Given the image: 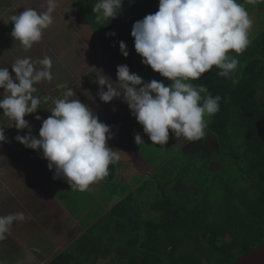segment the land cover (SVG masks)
I'll list each match as a JSON object with an SVG mask.
<instances>
[{
	"label": "clouds",
	"instance_id": "obj_1",
	"mask_svg": "<svg viewBox=\"0 0 264 264\" xmlns=\"http://www.w3.org/2000/svg\"><path fill=\"white\" fill-rule=\"evenodd\" d=\"M122 4L123 0H97L93 6L97 23L115 19ZM46 5L43 12L25 8L11 17V36L25 51L39 43L43 32L53 24L58 2L46 0ZM251 27L249 13L238 0H159L158 11L137 21L131 36L142 63L170 80L171 85L157 80L145 83L127 65H121L117 68V83L102 73L97 76L99 98L109 103L123 97L152 145H166L170 130L177 140L199 141L205 136L206 117L220 110L221 97L211 96L202 84L193 82L213 67L220 77L232 78L239 60L229 53L238 56L247 49ZM119 48L127 57L124 42ZM51 68L52 60L47 56L35 61L30 57L17 59L12 63L14 80L6 67H0V89H4L0 110L17 130L29 129L25 116L36 113L42 102L51 99L34 95V85L52 81ZM65 96L73 97L74 93L68 89ZM50 113L42 122L38 138L29 131L15 139L27 148L42 150L49 170H54V179H64L71 191L84 192L106 177L109 166L119 160L118 151L107 144L112 138L110 128L78 99H55ZM5 139L0 127V143ZM135 143L144 144L139 134ZM25 219L23 212L0 216V241L6 239L15 222L23 223Z\"/></svg>",
	"mask_w": 264,
	"mask_h": 264
},
{
	"label": "crops",
	"instance_id": "obj_2",
	"mask_svg": "<svg viewBox=\"0 0 264 264\" xmlns=\"http://www.w3.org/2000/svg\"><path fill=\"white\" fill-rule=\"evenodd\" d=\"M57 2L58 7L52 14L53 24L43 32L42 40L28 51L12 38L14 25L11 19L0 26V67H6L15 80L12 71L15 60L30 57L35 61L47 56L52 60L53 76L51 82L34 85L37 88L35 96L47 95L51 99L47 103L42 102L36 113L25 116L29 129L17 130L14 122L3 116V110H0V127H3L6 137L0 143V216L23 212L26 218L23 223L15 222L6 239L0 241V264H51L67 252L80 259L79 239L115 205L136 193L152 175L168 168L176 169L178 162L176 166L172 160L187 143L185 139L177 140L170 130L166 145H152L143 127L123 102V97L109 103L99 98L97 76L103 74L117 83V68L121 65H127L130 72L137 74L145 83L157 80L165 86L171 85L167 78L144 65L142 57L136 53L131 36L136 17L130 19V14L121 9L118 16L108 22V33L114 35H106V40L97 35L82 10L75 8L73 0ZM138 3L142 4L141 0ZM158 6H155V11H158ZM12 7V0H3L0 17L8 14ZM46 7V0H39L33 9L40 13ZM90 9L93 12V7ZM136 11L138 19L142 20V8ZM92 16L95 23L104 28L107 21L100 24L94 13ZM121 41L126 45L127 57L120 51ZM2 44L7 50L1 53ZM68 89L74 93L71 99H78L89 107L99 121L110 128L112 138L107 144L119 155V160L109 166V174L84 192L71 191L64 179H54V170H49L42 150L27 148L15 139L18 135H28L29 131L38 138L43 120L51 115L54 100L69 99L65 96ZM3 95L4 89H0V99ZM36 116L41 119L37 120ZM136 134L142 137L144 144L135 143ZM115 222L110 236L114 235ZM85 255V264L117 262V255L113 252L98 257L87 251Z\"/></svg>",
	"mask_w": 264,
	"mask_h": 264
},
{
	"label": "trees",
	"instance_id": "obj_3",
	"mask_svg": "<svg viewBox=\"0 0 264 264\" xmlns=\"http://www.w3.org/2000/svg\"><path fill=\"white\" fill-rule=\"evenodd\" d=\"M74 6L109 35L110 20L103 28L84 3ZM229 55L244 66L232 78L213 67L196 84L221 97L220 110L182 149L171 179L152 175L79 239L80 259L67 252L51 264H85L87 251L113 252L116 264H233L264 245V34Z\"/></svg>",
	"mask_w": 264,
	"mask_h": 264
},
{
	"label": "rangeland",
	"instance_id": "obj_4",
	"mask_svg": "<svg viewBox=\"0 0 264 264\" xmlns=\"http://www.w3.org/2000/svg\"><path fill=\"white\" fill-rule=\"evenodd\" d=\"M39 0H12L13 3V7L10 9V11L8 12V14L5 13L4 16L0 17V26L1 23L3 22H8L11 19V16L13 15H18L21 14L24 9L27 6H31V8H33L35 2H38ZM141 3H138V0H123V4L121 6V9H124V13H128L129 18L132 19L134 18V16L136 17L134 21H140L138 19L137 16V11L142 8V12L144 17L149 15V14H154L156 11V5H159V0H141ZM239 3L243 4V6L245 7V9L248 11L249 13V17L252 20V27L249 30V40L250 42H252L253 40H255L260 34H264V0H238ZM3 3V0H0V4ZM85 4V8L87 9V12L90 14H93V12H91L90 9V5L88 3V0H73V4H75L76 6H79L82 8V6H80L81 4ZM126 4L128 5V8H126ZM138 4V6L136 7V5ZM130 7H136L135 10L134 9H130L128 10ZM76 8V7H75ZM78 8V7H77ZM133 28V26H132ZM67 37V36H66ZM108 37V36H107ZM105 37L106 40H108V38ZM66 39V38H65ZM66 41V40H65ZM2 50H7V47L5 44H2V48H1V53ZM25 57L28 56L27 53L24 52ZM2 58H0L1 61ZM244 66L243 63H240V65L238 66V68H242ZM170 84L172 83L169 80ZM69 99H71L70 97H68ZM207 123L210 122L211 118L206 117ZM190 141H187L186 145L189 143ZM159 155H162V153H160ZM176 157L173 158L172 162H175L174 165L177 166V162L178 159L181 157V152L180 154H175ZM175 169H170L168 168L165 171H161L158 174V181L157 182H164V181H168L171 178L168 176V173L174 171ZM162 175H165V177H161ZM103 264H107V263H103ZM110 264V262L108 263Z\"/></svg>",
	"mask_w": 264,
	"mask_h": 264
},
{
	"label": "water",
	"instance_id": "obj_5",
	"mask_svg": "<svg viewBox=\"0 0 264 264\" xmlns=\"http://www.w3.org/2000/svg\"><path fill=\"white\" fill-rule=\"evenodd\" d=\"M233 264H264V245L254 249Z\"/></svg>",
	"mask_w": 264,
	"mask_h": 264
}]
</instances>
